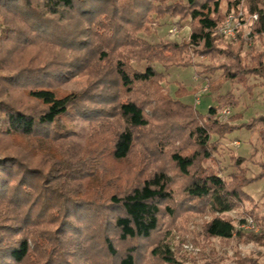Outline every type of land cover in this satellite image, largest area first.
Masks as SVG:
<instances>
[{"label":"trees","instance_id":"obj_1","mask_svg":"<svg viewBox=\"0 0 264 264\" xmlns=\"http://www.w3.org/2000/svg\"><path fill=\"white\" fill-rule=\"evenodd\" d=\"M240 13L242 25L258 16L251 36L263 39L264 0H0V264H139L164 216L225 214L250 200L245 189L264 180V114L219 115L240 106L234 83L251 93L256 78L264 89V52L247 61L243 31L234 45L221 33ZM168 17L191 20L188 39L149 40ZM173 68L198 70L211 113L187 103L197 88L171 96ZM85 75L95 78L85 91H59ZM79 117L91 127L83 149L70 140ZM242 128L259 140L249 159L261 150L259 173L234 156L231 169L208 165ZM18 137L24 150L9 144ZM109 162L131 166L120 175ZM204 230L246 234L219 216ZM151 255L180 264L168 243Z\"/></svg>","mask_w":264,"mask_h":264},{"label":"rangeland","instance_id":"obj_2","mask_svg":"<svg viewBox=\"0 0 264 264\" xmlns=\"http://www.w3.org/2000/svg\"><path fill=\"white\" fill-rule=\"evenodd\" d=\"M246 17L247 22L237 30V38L235 40L227 38L226 40L229 44H237L238 31L242 30L246 41L243 56L246 57L247 61H250L252 55L257 52H264V38L256 40L252 38L251 27L254 24L253 16L248 17L246 15ZM178 21V19L169 17L159 21L153 27L154 35L148 37V39L154 42L165 39L180 42L182 39H188L191 20L189 19L180 24ZM181 25L182 30L180 28ZM174 28L178 31L176 35L171 34V31L175 32ZM199 61L207 63L209 59L201 57ZM155 66L159 71H163L160 65L156 64ZM196 71L198 70L195 68H173L167 75L163 85L172 97H174L178 85L190 89L197 88L198 94L195 97L192 96L186 99L187 103L195 105L201 112L211 113V107L213 106L212 96H208L207 83L197 78ZM94 81L95 78L92 75L80 76L63 85L59 91L62 94L80 93L91 86ZM260 83V79L250 78L249 85H256V88L251 93H248L246 87L242 84L238 82L234 83L233 89L239 97L240 106L237 109H225L219 114L222 115L221 118L227 121L233 115L241 114L243 116L242 122H247L252 117L264 114V89L260 86ZM17 96L21 97L22 102V94L17 93ZM71 126L74 131V135L70 139L72 143L82 147V149L86 148L88 145V137L91 134L89 121L79 117L72 122ZM9 144L13 145L15 149H23L26 145V140L18 137L10 141ZM254 145L257 147L260 146L256 134L248 131L246 128L238 129L229 134L228 138L222 142L220 151L216 155L217 162L213 164L209 162L208 165H213L217 170H224L227 167L231 169L234 163V160H231L232 156L238 159L244 158L246 160L245 166L251 169L249 175L254 176L259 173V162L262 160L260 150L257 152L256 157L249 161L255 148ZM140 152L137 150L133 159L138 158ZM34 163H39V161ZM108 166L114 169V173L121 175L123 169L126 166L130 167L131 163H120L115 166L109 162ZM222 175L225 176V173L223 172L220 177ZM123 182H125L124 178ZM182 187V182L175 183L177 193ZM245 190L250 196V200L245 202L241 207L225 214H213L207 211L205 213H181L176 219L170 216H164L163 230L151 243L146 244L147 246L141 249L139 264H156V261L153 260L151 255V250L152 247L161 243H168L170 245L176 260L180 264H253L254 262L263 264L264 180L249 185ZM252 210L254 214L250 213ZM215 216L232 221L238 230H242L246 234L232 239L208 237L205 234L204 227ZM260 237L261 239H259Z\"/></svg>","mask_w":264,"mask_h":264},{"label":"built area","instance_id":"obj_3","mask_svg":"<svg viewBox=\"0 0 264 264\" xmlns=\"http://www.w3.org/2000/svg\"><path fill=\"white\" fill-rule=\"evenodd\" d=\"M243 13H240V15L237 17L234 14H230L227 16L222 29L221 33L228 39L235 40L237 38V30L239 27L242 26L241 20L239 17H242ZM258 19V16H253V20L256 21ZM238 22V23H237ZM175 29V32L171 31L172 35H176L178 33L177 29Z\"/></svg>","mask_w":264,"mask_h":264}]
</instances>
